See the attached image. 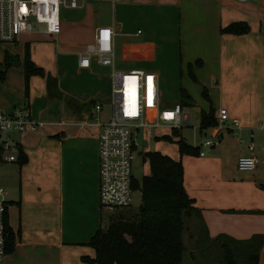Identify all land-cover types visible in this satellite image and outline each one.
Instances as JSON below:
<instances>
[{
    "label": "crops",
    "instance_id": "obj_1",
    "mask_svg": "<svg viewBox=\"0 0 264 264\" xmlns=\"http://www.w3.org/2000/svg\"><path fill=\"white\" fill-rule=\"evenodd\" d=\"M67 3L60 5L56 36L47 33L44 24L33 23L31 31L14 41L0 42V66L6 53L13 61L7 73L0 75V110L27 106L31 117L69 120L11 134L16 159H0L6 165L0 199L7 204L6 223L14 234L13 249L6 253L4 264H87L81 260L83 252L87 254L83 245L107 225L98 202L99 127L93 117L100 112L94 106L103 107L105 98L99 93L98 74L107 68L111 85V67L100 65L95 57L88 68L78 66L79 54L92 43L100 26L112 27L116 69L153 71L165 103L179 102L183 88L193 105L188 87H179L174 100L164 96L167 79L173 82L176 77L168 76L167 45L171 43L174 52L179 41L186 56L185 73L213 91L217 101L203 109H214L216 123L204 130L209 134L205 138L216 134L217 141L203 145L202 139L200 145H192L202 156L184 154V189L210 238L220 234L236 240L264 237V164L250 171L237 169L239 156L264 159V0H76L75 7ZM233 22H245L248 31L221 32ZM46 43L52 44V58L58 59L59 98L76 101L67 102L69 109L50 101L53 97L45 77L40 89L31 91L28 83L25 95V46L33 51L35 44ZM30 59L46 72L45 63L33 54ZM200 60L202 65L195 66ZM186 107L182 106L184 111ZM221 107L228 110L229 120L217 131ZM231 118H237L239 126L231 124ZM18 150L26 156L23 163ZM189 236L188 242L198 244L199 233ZM259 264H264V243Z\"/></svg>",
    "mask_w": 264,
    "mask_h": 264
},
{
    "label": "built area",
    "instance_id": "obj_2",
    "mask_svg": "<svg viewBox=\"0 0 264 264\" xmlns=\"http://www.w3.org/2000/svg\"><path fill=\"white\" fill-rule=\"evenodd\" d=\"M66 3L76 6V0H0V42L14 41L19 34L31 31L33 23L44 24L47 33L56 36L60 32V5ZM91 57H95L100 65L111 67L110 117L96 122L99 127L98 202L100 213L105 221L108 219V224L110 218L132 211L133 193L139 188L134 187L137 179L132 175L136 156L142 154L139 136L143 142L154 139L157 137L155 130L161 127L180 133L182 126L190 122V114L178 101L164 102L155 72L115 68L111 26H100L95 30L92 43L79 54L78 66L88 68ZM102 108L100 104L94 106L96 111ZM228 120V110L219 108L215 129L219 131ZM230 121L239 126L237 118ZM37 125L43 124L32 119L27 106L14 107L9 112L0 110V159H16L12 153L16 149L12 133L35 130ZM212 136L203 139L202 144H215L217 136ZM259 164H264V159L253 154L237 158L240 171L253 170ZM3 192L0 189V195ZM6 207V202L0 199V264H4L6 255Z\"/></svg>",
    "mask_w": 264,
    "mask_h": 264
},
{
    "label": "trees",
    "instance_id": "obj_3",
    "mask_svg": "<svg viewBox=\"0 0 264 264\" xmlns=\"http://www.w3.org/2000/svg\"><path fill=\"white\" fill-rule=\"evenodd\" d=\"M248 29L245 22H233L220 30L242 34ZM3 63L6 69L13 64L8 53L5 54ZM23 69L26 96L30 76L40 75L45 77L50 94L48 95L59 98L56 79L32 62L27 45L24 51ZM71 101L76 102L67 100L68 104L69 102L71 104ZM179 103L181 106H190L192 103L191 97L183 88H180ZM91 105L92 102L88 103L87 107ZM215 123L213 108L201 111L200 129L208 128ZM172 134L179 138L177 144L180 155L199 154L198 147L187 143L180 133L172 132ZM164 139L170 140L171 137L165 136ZM144 155L148 159L150 173L143 177L141 183L134 181L133 184L136 188L141 186L142 191L138 211L129 215L127 213L114 216L110 218L105 228L98 229L87 242V245L94 250V256H81L83 262L87 264H188L189 262V264H259V253L264 243L262 235H254L245 240H236L225 234L210 238L194 205V200L184 189L182 162L158 151L147 152ZM18 157L20 163L26 161V156L20 150ZM192 215L202 229L194 250L199 255L215 253L208 262H194V253L190 251V261L185 263L183 233L185 220ZM6 230L7 253L13 249L14 234L7 223Z\"/></svg>",
    "mask_w": 264,
    "mask_h": 264
},
{
    "label": "rangeland",
    "instance_id": "obj_4",
    "mask_svg": "<svg viewBox=\"0 0 264 264\" xmlns=\"http://www.w3.org/2000/svg\"><path fill=\"white\" fill-rule=\"evenodd\" d=\"M68 2V1H67ZM61 11H63V7L61 6ZM48 43H51L50 40L47 41ZM54 43V42H53ZM172 44L168 43L167 47L169 50H167V53L169 54V61L167 62V66L171 68V72H169V77H172L173 74L176 75L175 80L172 82L171 79H167L166 82V88L164 96L166 100L171 101L174 100L178 94L179 87H188L189 92L193 98V105L186 107V112L190 114V122L185 123L182 128L180 129L181 137L189 144L191 145H200V141L204 139L205 137H209V134L205 132L204 129H200V114L201 111L206 107L211 105H217V101L214 96V92L208 90L203 85H200L199 82L195 81L194 78L187 75L185 73L184 64L186 61L184 60V57H186L184 54L182 56L179 41L177 43L176 41V50L174 52L171 51ZM52 44H35L34 50L32 51L31 46L29 45L28 51L29 56L31 54L34 55V57L45 63L47 66L46 72H48L52 77H56V71L59 67L58 65V59L55 57V59L52 58L53 49ZM1 49V47H0ZM201 63L202 60L199 62H195V66H198ZM193 64H191V69L193 70ZM43 67V66H42ZM44 68V67H43ZM9 67L6 69L4 63H2V66H0V75L2 72L7 73ZM100 80L99 83V93L103 95L105 98L103 100V109L94 115V122H103L106 121L110 117V104H109V95H110V80H109V70L107 68L103 69L99 72ZM1 77V76H0ZM191 77V78H189ZM64 83V81L62 80ZM67 84L70 83L69 76L66 77ZM41 86H45L44 78L40 75H32L29 80V90L32 91V89H40ZM94 87V86H93ZM162 88V87H161ZM163 91V89H161ZM171 99V100H170ZM218 109V108H217ZM42 126L37 125V130H41ZM157 134V138L147 140L146 142H143V139L139 136L138 142L141 144V151L142 154H137L136 159L133 163L132 167V175L139 183H141L144 176L148 175L150 173V167L148 159L145 157V153L152 152V151H158L164 155H168L176 160L184 161L186 159V156H181L179 154L178 144L177 140L179 139L178 136H175L172 134L171 129H167L165 127H161L155 130ZM165 136L171 137L170 140L164 139ZM208 147H203V150H207ZM13 154L17 155L16 150L12 151ZM20 162V161H19ZM14 165L17 166V163H14ZM6 168L5 163L0 162V187L5 189L3 180L5 177L4 169ZM19 179V177H18ZM17 183L16 181L13 182ZM133 201L132 203L135 204L134 199L136 198V192L133 193ZM136 200V199H135ZM135 205L132 206V210L135 211L136 207ZM131 213V212H130ZM108 222V219L106 220ZM187 233V234H185ZM192 233H199L201 235L202 229L201 227L196 223V220L194 218V215H192L189 219L185 220V231L183 233V244H184V259L185 263L190 261V255L189 251L193 250L194 253V262H208L211 260V258L214 257L215 253H208L206 255H199L194 250L195 245L190 243V241H187V238ZM191 238V236H189ZM189 240V239H188ZM84 248L87 249V254L83 252L84 255L91 256L92 250L88 245H83ZM193 246V247H192ZM210 258V259H209ZM190 263V262H189ZM188 263V264H189Z\"/></svg>",
    "mask_w": 264,
    "mask_h": 264
},
{
    "label": "water",
    "instance_id": "obj_5",
    "mask_svg": "<svg viewBox=\"0 0 264 264\" xmlns=\"http://www.w3.org/2000/svg\"><path fill=\"white\" fill-rule=\"evenodd\" d=\"M49 101V100H48ZM50 101H52L53 103H55V104H61L62 103V105L65 107V108H67V109H69V107H68V105H67V103H66V101L65 100H61V98H57V97H53V98H51L50 99ZM70 111V110H69ZM33 118V120L35 121V122H41L43 125L42 126H44V125H46V124H53V123H60V122H68L69 120H67L66 118H64V117H51V118H47V119H44V118H40V117H38L37 115H34V116H32ZM136 192V195H135V199H134V202L136 201V203L135 204H133V205H135L134 207H136V210L135 211H130L131 213H133V212H137L138 211V208H139V206L141 205V197H142V191H141V186L135 191ZM130 213H128V215H129Z\"/></svg>",
    "mask_w": 264,
    "mask_h": 264
}]
</instances>
